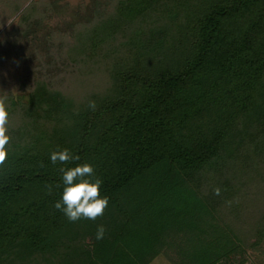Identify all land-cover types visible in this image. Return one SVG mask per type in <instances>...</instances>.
Masks as SVG:
<instances>
[{
  "label": "trees",
  "instance_id": "trees-1",
  "mask_svg": "<svg viewBox=\"0 0 264 264\" xmlns=\"http://www.w3.org/2000/svg\"><path fill=\"white\" fill-rule=\"evenodd\" d=\"M88 24L69 55L101 85L6 97L0 264L241 263L264 240V0H117ZM84 163L109 203L70 222L59 169Z\"/></svg>",
  "mask_w": 264,
  "mask_h": 264
},
{
  "label": "rangeland",
  "instance_id": "rangeland-1",
  "mask_svg": "<svg viewBox=\"0 0 264 264\" xmlns=\"http://www.w3.org/2000/svg\"><path fill=\"white\" fill-rule=\"evenodd\" d=\"M116 1L0 0V98L14 93L27 99L37 81L50 83L77 99L83 98L89 87L101 85L103 72L85 75L86 67L79 69L69 53L77 31L107 13ZM18 6L21 8L14 12ZM166 251L150 264H173L175 252ZM239 264H264V240L261 247L249 248Z\"/></svg>",
  "mask_w": 264,
  "mask_h": 264
},
{
  "label": "clouds",
  "instance_id": "clouds-1",
  "mask_svg": "<svg viewBox=\"0 0 264 264\" xmlns=\"http://www.w3.org/2000/svg\"><path fill=\"white\" fill-rule=\"evenodd\" d=\"M12 22H9L11 24ZM95 101L89 102V108L95 109ZM9 113L6 107V98H0V167H2L8 156L6 146L10 137L8 133ZM53 164L67 163L70 160H79V156L73 157L68 149L54 151L51 154ZM64 189L62 199L55 203L54 207L61 210L70 222H77L81 218L96 220L104 214L108 206L107 197L100 196V187L103 181L95 177L92 165L84 163L72 168H60ZM214 194L219 196L221 189H214ZM230 203V202H229ZM106 229L104 226H98L96 239L101 240L104 237Z\"/></svg>",
  "mask_w": 264,
  "mask_h": 264
}]
</instances>
